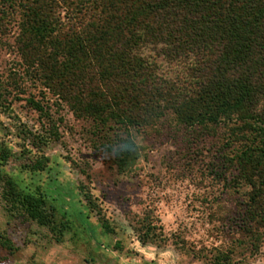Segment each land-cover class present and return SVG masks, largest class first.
Listing matches in <instances>:
<instances>
[{
    "label": "trees",
    "instance_id": "obj_1",
    "mask_svg": "<svg viewBox=\"0 0 264 264\" xmlns=\"http://www.w3.org/2000/svg\"><path fill=\"white\" fill-rule=\"evenodd\" d=\"M12 22L25 70L75 118L94 124L120 174L140 159L133 132L168 117L186 129L195 148L225 130L224 166L245 189L238 226L256 244L264 234V0H0V27ZM147 48L186 63V77L161 74ZM27 101L50 118L40 101ZM35 138L42 152L49 137ZM17 157L0 146V167ZM47 163L45 156L24 162L17 176L0 168L2 199L12 217L48 228L61 243L71 222L59 219L61 211L40 186L21 177L44 172ZM87 197L93 212L94 199ZM87 215L80 217L84 223ZM154 221L147 215L136 231L144 245L161 247L169 238ZM99 222L114 233L104 217ZM0 246L15 251L1 233ZM210 264H233L232 256L218 252Z\"/></svg>",
    "mask_w": 264,
    "mask_h": 264
},
{
    "label": "rangeland",
    "instance_id": "obj_2",
    "mask_svg": "<svg viewBox=\"0 0 264 264\" xmlns=\"http://www.w3.org/2000/svg\"><path fill=\"white\" fill-rule=\"evenodd\" d=\"M16 33L15 22L0 27V146L18 156L0 168L17 176L20 164L45 156L44 172L21 177L55 201L59 219L71 222L72 230L58 243L48 228L12 217L0 183V233L15 247L11 254L0 246V264H210L218 252L229 253L233 264H264V234L252 245L238 226L245 189H238L236 172L224 166L225 130L195 148L186 129L168 117L133 132L140 159L120 174L94 124L75 118L25 70ZM145 55L161 74L186 77V63L170 62L153 48ZM29 98L40 101L50 118L35 111ZM35 135L49 137L42 152ZM87 196L94 199L93 212L86 209ZM149 214L169 238L161 247L144 245L136 231ZM100 217L114 233H105Z\"/></svg>",
    "mask_w": 264,
    "mask_h": 264
}]
</instances>
